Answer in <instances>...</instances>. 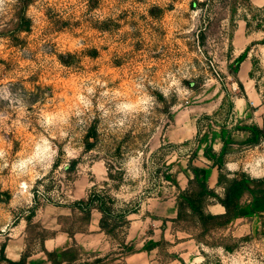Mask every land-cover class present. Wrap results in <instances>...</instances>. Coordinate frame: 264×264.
Instances as JSON below:
<instances>
[{"label":"rangeland","instance_id":"1","mask_svg":"<svg viewBox=\"0 0 264 264\" xmlns=\"http://www.w3.org/2000/svg\"><path fill=\"white\" fill-rule=\"evenodd\" d=\"M107 182L129 225L75 239ZM0 264H264V0H0Z\"/></svg>","mask_w":264,"mask_h":264},{"label":"trees","instance_id":"2","mask_svg":"<svg viewBox=\"0 0 264 264\" xmlns=\"http://www.w3.org/2000/svg\"><path fill=\"white\" fill-rule=\"evenodd\" d=\"M92 129L89 133V137H94L96 134ZM87 149H91L94 146L93 143H87ZM75 164H71L70 168H74ZM196 172L193 178L197 175V172L202 175V182L196 178L189 179V187L185 191V196L188 197L189 205L192 216L196 217L199 225L204 231L211 230L213 228L221 227L225 225L228 219L233 215V209H231V201L235 197L233 190L227 193L225 200L217 199L215 195V189L210 188L207 183V169L196 168ZM108 177L110 180L114 179L113 174L108 171ZM109 183L104 184V189H93L86 199H80L75 203V207L83 210L91 215L93 210H97L101 213L100 228L107 229L108 233L116 234L120 229L129 225V216L134 212V208L118 207L117 199L111 196L110 190L107 188ZM118 185H115V189ZM189 194V196H188ZM221 204L225 212L222 214H213L209 212L208 205L212 202ZM137 207V206H136ZM184 208V203L180 205V213ZM179 213V215H180Z\"/></svg>","mask_w":264,"mask_h":264},{"label":"crops","instance_id":"3","mask_svg":"<svg viewBox=\"0 0 264 264\" xmlns=\"http://www.w3.org/2000/svg\"><path fill=\"white\" fill-rule=\"evenodd\" d=\"M201 165L205 169H207V173H208L207 183H208L209 187L216 189V187L218 185V178H217L218 167L214 166V164L211 163V160H209L207 158L201 163ZM153 200H155V199L152 198L151 202L153 204L154 203L157 204V201H153ZM208 210L213 214H222L225 212L224 207L219 203L209 204ZM58 212H62V211H58ZM69 214H71V211ZM173 215H174V213L172 211L168 214L169 217H172ZM100 216H101V213L99 211L93 210L91 213L90 219L88 221V224H87V232H86L87 234L78 232V233H75L73 235V237L78 240L79 235L80 236L89 235V236H94V237L99 236L98 231L100 230ZM59 234L70 236L68 232H66L65 230H63L61 228H60ZM58 247H59V243L57 242V239L55 238V236L53 238H49L45 241V249L46 250H53V249L58 248ZM20 258H21L20 253L13 251L11 259L12 260H19ZM33 258H36V256H34ZM30 259H32V257H30Z\"/></svg>","mask_w":264,"mask_h":264}]
</instances>
